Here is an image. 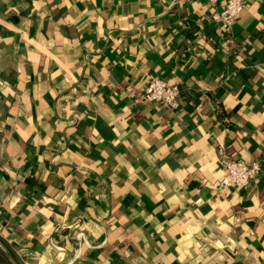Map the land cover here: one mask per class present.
Wrapping results in <instances>:
<instances>
[{"label": "crops", "instance_id": "1", "mask_svg": "<svg viewBox=\"0 0 264 264\" xmlns=\"http://www.w3.org/2000/svg\"><path fill=\"white\" fill-rule=\"evenodd\" d=\"M224 3L0 0V232L27 264H264V0L228 34ZM219 148L260 173L222 187Z\"/></svg>", "mask_w": 264, "mask_h": 264}, {"label": "built area", "instance_id": "2", "mask_svg": "<svg viewBox=\"0 0 264 264\" xmlns=\"http://www.w3.org/2000/svg\"><path fill=\"white\" fill-rule=\"evenodd\" d=\"M215 3L218 0H209ZM244 7L243 0H225L223 7L218 13V21L224 32L230 33L232 25L240 16ZM182 91L178 85L171 84L162 78H152L146 85L141 100L145 102L155 101L171 109H177L180 104ZM221 163L224 174L221 179L222 187L245 186L250 179L258 175L261 171V162L252 160L243 162L226 155L222 148Z\"/></svg>", "mask_w": 264, "mask_h": 264}, {"label": "water", "instance_id": "3", "mask_svg": "<svg viewBox=\"0 0 264 264\" xmlns=\"http://www.w3.org/2000/svg\"><path fill=\"white\" fill-rule=\"evenodd\" d=\"M0 246L14 264H27L10 241L0 232Z\"/></svg>", "mask_w": 264, "mask_h": 264}, {"label": "trees", "instance_id": "4", "mask_svg": "<svg viewBox=\"0 0 264 264\" xmlns=\"http://www.w3.org/2000/svg\"><path fill=\"white\" fill-rule=\"evenodd\" d=\"M220 117H223V115L220 114Z\"/></svg>", "mask_w": 264, "mask_h": 264}]
</instances>
